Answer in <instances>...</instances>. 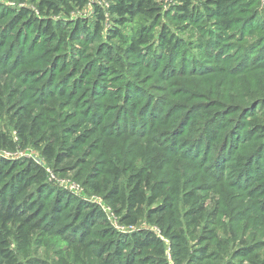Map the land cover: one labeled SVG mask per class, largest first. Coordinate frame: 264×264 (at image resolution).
Masks as SVG:
<instances>
[{"label": "rangeland", "instance_id": "rangeland-1", "mask_svg": "<svg viewBox=\"0 0 264 264\" xmlns=\"http://www.w3.org/2000/svg\"><path fill=\"white\" fill-rule=\"evenodd\" d=\"M249 1L251 4L240 7L239 18L230 28L220 30L215 16L205 17L206 24L200 23V18L180 24L167 12L173 1L159 0L163 11L157 19L135 18L119 28L134 40L138 38L134 29L147 25L151 40L141 44L140 53L133 54L129 42L122 44L117 38L107 37L114 16L107 12L106 0H86L84 6L69 14L63 9L56 16H48L66 30L76 19L94 27V8L105 11L100 40L94 41L83 31L74 34L73 29L72 44L58 51L46 46L39 49L44 45L41 33L31 32L24 20L15 28H7L16 10L27 8L40 17L36 2L0 0V19L7 13L0 22V66L9 68L2 83L11 97L8 113L0 109V129L16 144L11 149L0 146V159L32 161L42 166L47 185L68 197V202L69 198L75 201L68 211H62L65 224L61 231L53 226L52 231L34 235L26 250H21L10 236V248L19 264H109V259L113 264H125L129 257L138 259L126 244L128 235L142 231L163 242V254L151 242L144 252L146 257L141 255V262L135 264H177L172 240L161 224L166 212L157 219L152 215L163 201L145 205L134 223L124 220L126 210L118 201L121 192L130 190L136 182L149 195L146 183L155 184L160 179V186L167 191L175 187L180 192L192 191L198 197L195 205L205 207L204 225L197 231L186 226L180 231L188 242V251L199 254L216 242L215 248L208 250L205 264H252L237 247L242 243L264 246V185L260 180L264 176V43L258 44L264 35V0ZM194 25L203 27L197 33ZM164 28L181 45L173 53L162 49L149 53ZM203 29L207 31L200 34ZM105 44L114 50L111 58L97 54ZM94 61L98 70L84 78L81 71L91 72ZM120 61L127 63L125 70ZM56 66L60 68L56 70ZM21 90L23 101H31L33 113L45 116L41 121L47 125L52 141L57 132L67 133L63 144L76 149L72 158L57 162L55 155L49 160L44 154L48 141L22 145L11 114L19 93L13 95ZM62 91L69 100L73 97L70 104L58 95ZM50 98L51 105L43 104ZM130 100L132 107L128 106ZM138 103L143 106L132 112ZM75 124L79 129L74 137L70 129ZM253 124L263 127L254 137ZM213 128L217 134L224 130L237 140L226 144L225 136L224 140L221 136L208 139L207 132ZM82 132L91 135L85 144L76 138ZM66 153L62 151L60 158ZM156 154L162 168L150 172L156 169L152 163ZM33 193L39 199L44 191ZM47 203L52 211L61 208L52 198ZM178 207L186 210L190 206L180 202ZM75 208L80 210L78 218ZM46 219L45 214L39 218L50 226ZM204 226L214 231L215 239H202L210 236ZM108 228L116 232L113 243H125L124 254L116 260L113 247L105 251L111 238L106 235ZM87 229L92 233L87 235ZM171 231L179 232L175 227ZM262 251L264 248L258 252Z\"/></svg>", "mask_w": 264, "mask_h": 264}, {"label": "trees", "instance_id": "trees-1", "mask_svg": "<svg viewBox=\"0 0 264 264\" xmlns=\"http://www.w3.org/2000/svg\"><path fill=\"white\" fill-rule=\"evenodd\" d=\"M31 2H36V8L39 11V16H36L33 10L22 8L16 10L15 14L9 17V23H7V28H15L18 23L24 20L31 32H39L42 36V41L44 45H41L39 49L46 47H55V51L61 50L62 47H67L72 44L71 40L74 37L72 30L74 29V34H77L78 31H83L88 33V37H93L94 41H98L102 38V31L104 25L102 22L105 20V11L100 7L94 8V16L96 18L94 27H89L86 21H80L79 19L74 20L68 25V29L62 30V24L58 25L53 24V21L48 18V16H56L64 9L65 14H69L71 10L76 7L81 8L84 6L86 0H30ZM108 2L107 12L110 16L113 17V22L107 29V37L109 39L117 38L121 43L129 42V51L133 54H138L141 52V44L146 43L151 40L150 32L147 29V25L143 24L134 29V32L137 33V39H130V36L120 32L119 28L121 25L126 22H130L135 18H149L157 19L158 14L163 11V6L160 5L159 0H106ZM173 3L169 6L167 12L172 15V17L178 23L190 22L187 20H195V18H200V23H204L205 17L215 16L216 25L218 29H229L232 22L239 17L237 14L240 10V7L243 4H248L251 1L249 0H172ZM7 17L5 13L0 22H2ZM252 19L255 18V15ZM206 24V21L205 23ZM192 26V25H191ZM203 25H194L192 27L198 33V29L202 28ZM132 29V27H131ZM207 29H203L201 33L206 32ZM69 31V35H65V32ZM264 31V27L262 29ZM158 44L155 47H150L149 53H154L156 49H162L164 52L173 53L178 46L181 45V41L177 40V37L173 35L167 28H164L158 35ZM227 36V35H226ZM128 40V41H125ZM264 43V35L259 38V45ZM123 49L119 47L121 52ZM114 50L109 44H105L97 54L104 55L108 58H111ZM44 58H48V54L44 55ZM72 59H75L74 56H71ZM121 60V59H120ZM119 62V61H116ZM127 63L120 61V67L124 68ZM93 70L86 73L81 71L83 77L89 76L91 73L98 70V62H93ZM103 64H101V69H103ZM60 66H56L58 70ZM9 68L6 64L0 66V109L1 111H6L8 113L9 107L7 104L10 103V94L5 92V85L2 83V80L7 76ZM72 75H70L71 77ZM73 80L75 76L71 77ZM112 78V77H110ZM75 85H78V81L75 82ZM19 97L15 98L13 101V106H16V109L13 111L15 119V128L18 132L19 138L22 140V145H25L26 142L36 143L40 141H48V145L44 149V154L49 160H52L53 157L57 156V162H61L63 159L72 158L74 152V147L70 144L64 146V142L67 139V133L63 135L56 133L54 135V140L52 141V136L47 131V125L41 120H45V116L41 113L34 114V107L32 106L31 101H23V90L16 91L13 95ZM58 95L64 97V100L67 101V105L72 102V98L69 100L67 97L66 91L60 92ZM128 101V100H127ZM52 103V99L47 100L43 104ZM150 103V101L148 102ZM133 101L130 100L129 107H132ZM139 103L134 107L132 112H136L141 109ZM140 112V111H139ZM81 123V122H80ZM78 123V124H80ZM78 124H75L74 127H71L70 135L74 136L77 133ZM76 127V129H75ZM260 129L263 127L253 124V136L259 135ZM230 130V129H229ZM228 132V131H227ZM230 133H224V130L217 134L215 128L208 130L207 138L213 139L221 136L222 140L225 143L229 144L231 139L234 141L237 140L235 137H229ZM90 133L82 132L77 135V140L82 144H85ZM75 137V136H74ZM59 143V144H57ZM57 144V147L54 146ZM15 143L13 140L3 133L0 129V146L6 147L8 149L14 148ZM62 151H66L68 155L60 158ZM260 151V150H258ZM159 154H156L152 158V163L155 162L156 169H150V172L155 170H161L160 162H157ZM83 161V160H82ZM151 164V163H149ZM148 164V165H149ZM147 165V166H148ZM146 167V166H145ZM112 170V169H111ZM111 173V171H109ZM142 173L138 174V179H140ZM131 176H129L130 178ZM124 179V175H123ZM157 179V177H156ZM264 185V176L260 179ZM149 181V180H148ZM163 183V180L160 179L155 184L146 183L148 190L150 191L149 195L145 193V187H141L140 182H136L128 191H122L121 196L118 201H121V204L125 208L124 220L128 222H136L139 218V215L144 210V206L155 205L159 201L157 207L153 210L152 215L156 216V219L159 218L160 213H165V217L162 220V228L164 234L172 240V249L177 264H205L207 260L208 250L214 249L216 242L211 243L208 246L207 250H202L199 254H194L188 251L187 241L185 242V236L180 232L186 227H193L197 231L199 226L204 225V215L205 207L195 205L197 202V195H194L192 191H181L179 187L172 188L170 191L165 190L160 184ZM41 186V188H40ZM33 190L40 192L44 191V194L39 197V199L34 198ZM115 190V188L113 189ZM55 192V193H54ZM108 196H112L110 193ZM46 197V198H45ZM52 198L53 202L60 206V210L52 211V207L49 206L47 200ZM74 200L68 197L66 198L63 193H60L58 189H54L46 183V172L45 169L35 164L32 161L26 163H16L7 161L4 158L0 159V263L1 264H19L16 257L13 255L10 248L9 238L12 236L18 246L22 248L21 250H26L30 245L34 235L40 232H49L52 231L53 226L61 227L65 224L62 211H68L69 207L74 206ZM183 202L186 204L188 209L179 210L178 204ZM57 206H54V208ZM75 214H80L78 208L74 209ZM94 210L90 211V216H92ZM45 214L51 225H46L39 220V218ZM77 220V219H76ZM84 225V222L80 223ZM167 226V228H166ZM175 227L178 230V234L171 231V228ZM206 228V226H204ZM107 236H111L105 244V251L110 250L113 247L115 252V260L119 259L121 254H124L125 243L116 241L113 243L116 232L112 228L106 229ZM88 234H91L90 229L86 230ZM208 231L210 236L202 237V239L214 238V231L210 229H205ZM214 234V235H212ZM184 241V242H183ZM153 242V246H156V249L159 253L163 254L162 244L163 242L154 237L150 236L148 231L130 233L126 244L131 248L132 253L138 259H133L129 257L128 261L125 264H135L140 261V256L146 257L144 253L146 249L149 248L150 243ZM237 251L241 252V256H249V262L252 264H264V251L258 252L260 248L264 246H257L252 243H242V245L237 247ZM132 254V255H133ZM257 260V261H254ZM258 260L261 262L258 263ZM109 264H113L112 259L108 260ZM31 264H49L43 261L32 262Z\"/></svg>", "mask_w": 264, "mask_h": 264}]
</instances>
